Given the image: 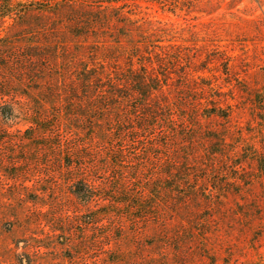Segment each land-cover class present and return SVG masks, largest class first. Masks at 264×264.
<instances>
[{"label": "rangeland", "instance_id": "obj_1", "mask_svg": "<svg viewBox=\"0 0 264 264\" xmlns=\"http://www.w3.org/2000/svg\"><path fill=\"white\" fill-rule=\"evenodd\" d=\"M12 1L0 264L25 248L34 264H264V0ZM99 59L124 95L139 72L164 94L108 97L86 79ZM145 197L160 207L134 222Z\"/></svg>", "mask_w": 264, "mask_h": 264}, {"label": "trees", "instance_id": "obj_2", "mask_svg": "<svg viewBox=\"0 0 264 264\" xmlns=\"http://www.w3.org/2000/svg\"><path fill=\"white\" fill-rule=\"evenodd\" d=\"M20 5L21 4L19 2H13L12 0H0V22L7 20V19H11L12 16L15 14L17 7ZM6 47L7 45L0 46V48H6ZM33 52H34L33 50H28V54L25 55L24 61H28L31 59L34 60V58H36V61H37V57H39V55H34ZM97 54L100 55L101 53L96 52L94 56L96 57ZM99 60L102 65H98L97 63H95V65H92L93 66L92 69L88 71L86 70V73L88 75L86 79L88 82L90 80H93V82H96V88L98 85H100L102 80L104 81L103 83H107L106 85L102 84L100 87H103L102 90H104L105 95H107L108 97L112 99H124L126 101L134 97L135 100L142 101L143 102L142 106H143V105L150 104L151 98L155 97V95L158 96V95L164 94V86L157 77H154L151 81H148L149 79L146 73L139 72L138 74H136L135 78L132 76V74H128L126 75V77H124L125 78L124 81L131 82L133 84V87L127 90V94L124 95V92L121 91L122 89L119 86H117L119 77L117 78L116 74H112V73L109 74V71L105 67L106 62L103 61V59H99ZM156 64H159V62L156 61ZM148 66H152V64H149ZM82 71L85 73V68H83ZM91 71L94 74L90 73ZM80 82L82 83L81 88H83L82 93L84 94L89 93V92H86L88 88L85 87V85L83 84L84 82L83 81H80ZM91 93H94V92L92 91ZM5 96H8V95H5ZM71 102L73 101H69V103ZM66 104L68 105V103ZM68 106H71V105H68ZM158 112H159L158 107L152 106L151 108H148L147 111L146 110L144 111V117L157 118ZM30 124H34V123H30ZM78 157L80 159H84L80 156ZM258 169L260 171H264V166H261L259 162H258ZM86 188H88L86 190V194L88 195L86 197L87 204L94 202L98 199L100 200L104 198L101 195L99 196L95 195V193L92 192L93 188L91 186L86 187ZM110 199H111L110 197H107L104 200H107L109 202ZM129 204H130L129 202L121 203V205H125V206H129ZM160 204H161L160 200L158 198H153V197H147V198L145 197L143 199H140V201H138L137 203H134L133 206H131V209H133V211L137 214L134 217V222H140L146 219L153 218L155 214L154 212L159 209ZM110 214L111 213L104 212V213L99 214V216L107 217ZM95 222H96V218H95ZM55 231L58 232L57 229H53L52 232H55ZM32 240L34 242V247L32 248L35 249L36 255L42 254L40 253L41 249H47V248L49 249L48 247L49 245H46L44 241L36 240V239H32ZM18 244H25V242L20 241L18 242ZM26 249L27 248H25L23 253L19 255L16 254V256L18 257V261H16L17 264H34L33 256L30 254V257H29V255L26 252ZM109 262H114V261H109Z\"/></svg>", "mask_w": 264, "mask_h": 264}]
</instances>
